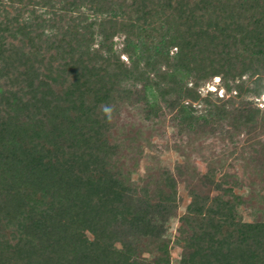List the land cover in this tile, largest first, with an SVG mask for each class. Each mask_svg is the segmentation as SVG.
I'll use <instances>...</instances> for the list:
<instances>
[{"label":"trees","instance_id":"1","mask_svg":"<svg viewBox=\"0 0 264 264\" xmlns=\"http://www.w3.org/2000/svg\"><path fill=\"white\" fill-rule=\"evenodd\" d=\"M263 94L264 0H0V264H264V209L214 168L172 239L175 174L118 124L264 130Z\"/></svg>","mask_w":264,"mask_h":264},{"label":"rangeland","instance_id":"2","mask_svg":"<svg viewBox=\"0 0 264 264\" xmlns=\"http://www.w3.org/2000/svg\"><path fill=\"white\" fill-rule=\"evenodd\" d=\"M116 47H122L123 38H116ZM127 62V57L122 56ZM219 78L202 89V94L217 91L221 97L225 93L218 89ZM259 107H264V94L256 100ZM140 109L135 105L123 107L118 119L120 128L126 132L131 129L143 132L140 145L142 152L137 156L138 175L147 176L160 167H168L175 174L178 182V215L168 222V231L172 239L178 236L179 217L185 213L191 197V189L201 187V178L210 168L217 170V178L226 177L238 183L236 193L248 205L243 209L246 219L253 220L255 208L264 209V130H243L233 132L223 123L221 129L210 127L196 131L182 132L172 115L165 110V117L156 119L153 124L143 119ZM180 167L182 175L177 174ZM172 262L176 264L182 249L172 244Z\"/></svg>","mask_w":264,"mask_h":264}]
</instances>
